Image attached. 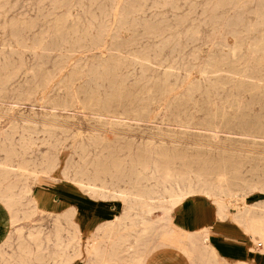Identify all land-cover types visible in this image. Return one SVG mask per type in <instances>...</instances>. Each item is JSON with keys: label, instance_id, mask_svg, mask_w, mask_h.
<instances>
[{"label": "bare ground", "instance_id": "6f19581e", "mask_svg": "<svg viewBox=\"0 0 264 264\" xmlns=\"http://www.w3.org/2000/svg\"><path fill=\"white\" fill-rule=\"evenodd\" d=\"M148 57L147 54L133 56L130 62L145 69L136 83L146 84L145 80L151 78L145 72L152 67H149ZM20 64L8 71L10 67L5 60L8 82L23 70ZM122 64L117 58H103L85 62L82 70L64 76L62 68L69 67L66 61L44 87H35L24 93L27 99L35 95L38 106L48 112L42 113V117L34 113L21 117L7 130H0V152L3 154L0 156V220L5 229L0 238V264H73L77 261L81 264H151L149 257L159 247L173 249L164 255L166 264H225L209 241L211 222L190 230L180 223L176 210L189 201L210 203L215 219H230L240 225L247 234L249 248L264 253V198H249L254 190L264 193V180L244 181L246 188L242 182L227 180L228 173H237L240 169L231 165L233 155L237 154L231 150V142L235 141L233 136L249 141L248 149L244 150L246 156L252 154L264 159V133H255L261 122L255 121L251 126L241 113L247 106L242 104L240 95L246 92L252 95L255 90L244 91V82L239 81L237 88L242 89V93L233 94L228 101L230 104L220 115H217L215 104L193 106L197 111L206 109L212 113L213 121L191 125L180 121L171 125L182 128L183 134L194 135L193 131H198L200 135H195L196 138L186 144L200 152L188 155L158 148L155 137L148 138L149 142L143 146L114 148L106 144L105 133L127 136L132 129L126 121L138 122L146 118L153 123L162 111L182 112L181 101L189 103L197 93H215L225 84L216 82L220 80L218 78L213 81L217 85L211 88L204 85V81H210L205 78L188 84L183 92L178 93L174 85L167 83L168 76H165L154 81L152 90L133 92L119 75ZM76 65L72 63V67ZM219 69L236 71L234 63L216 57L211 58L202 74H213ZM76 79L81 80V88L73 85ZM55 80L57 88L65 93L52 100L46 90ZM106 82L107 85L114 84L110 92L101 90ZM2 86L0 104H17L19 98H4L2 93L7 89ZM140 87L144 88V85ZM156 96L158 99L164 97V100L155 102ZM181 96L183 99L175 105L174 101ZM78 108L87 110L96 124L88 129L86 139H81L73 147L76 163H72L71 153L60 159L59 150L65 148H60L59 142L48 145L49 150L40 155L34 154L33 133L41 132L47 140L57 131L67 133L69 123L60 119L57 111ZM6 112L0 110V123ZM221 132L226 135L224 140L219 137ZM16 133L20 138L17 144L13 143ZM122 152L123 158L120 159ZM45 185L66 186L80 196L60 195V203L64 199L68 204L47 211L52 212L49 225H31L38 212L49 207L42 200L51 202L52 196L59 193L52 187L45 188ZM82 203L88 204L90 214L97 216V223L84 242L81 234L87 217L79 209ZM230 264L249 263L235 259Z\"/></svg>", "mask_w": 264, "mask_h": 264}, {"label": "rangeland", "instance_id": "374dc122", "mask_svg": "<svg viewBox=\"0 0 264 264\" xmlns=\"http://www.w3.org/2000/svg\"><path fill=\"white\" fill-rule=\"evenodd\" d=\"M145 54L150 60V64H147L152 66L150 71L146 69L145 72L151 78L145 80L146 84L136 83L145 69L130 62L133 61V56L141 57ZM216 57H223L234 63L236 71L226 72L219 69L220 71L213 74H202V69L208 67L211 58ZM103 58H117L123 63L119 75L124 79V85L133 92L149 88L152 90L154 81L164 79L165 76H168L167 83L174 85L178 93L183 92L188 84L203 81L205 78H210V81H204V85L211 88L217 85L213 82L215 79L219 78L216 82L225 83L215 93H197L189 103L181 101L182 112L162 111L153 123L146 118L138 122L126 121L132 129L127 136L105 133L106 144L114 148L125 145L133 148L143 146L149 142L148 138L155 137L158 148L188 155L200 152L186 144L194 140L195 135H200L198 131H193L194 135L183 134L182 128L171 125L180 121L190 125L213 121L212 113L206 109L197 111L193 106L209 107L215 104L217 115H220L230 104L228 101L233 98L232 95L238 91L242 93L243 90L237 88L239 81L244 82V91L255 90V94L246 92L240 95L242 104L247 106L241 113L251 126L255 121L261 122L255 133H264V0H0V87L3 85L7 89L2 93L4 98L20 100L17 104H0V110L7 111L0 123V130H7L12 122L19 121L21 117L32 116L33 113L42 117L41 114L47 109L38 106L35 95L27 99L24 93L35 87H44L66 61L69 67L64 66L62 70L64 76H70L73 71L82 70L85 62L92 63ZM5 60L10 67L8 71L13 70L20 62L23 69L9 82L8 71L4 69ZM72 63L77 65L72 67ZM142 84L144 88L140 87ZM73 85L76 88L83 86L80 79L74 80ZM104 85L101 90L106 92L114 88L113 83L107 85L106 82ZM46 91L48 98L52 100L65 93L57 88L56 80L49 84ZM182 96L176 98L175 105L180 103ZM79 97L81 99L83 96L80 94ZM158 98L156 96L154 101L164 100V97ZM10 107L12 109L8 110ZM57 114L61 115L60 119L67 120L70 130L67 133L57 131L49 140L41 132L33 133L32 138L37 145L33 147V152L40 155L49 150L48 145L59 142L60 148H65L64 151L59 150L60 159L66 153H71L72 163H76L77 156L73 154V147L81 139H86L88 129L96 123L90 118L88 111L82 108L57 111ZM219 137L224 140L226 135L221 132ZM232 138L235 141L231 142V150L237 154L233 155L234 163L231 165H237L240 169L237 173L227 174L228 182H242L241 185L246 188L244 181L264 180V159L252 154L246 156L244 150L248 149L246 147L249 141L236 135ZM19 139L16 133L13 143L17 144ZM225 143L229 145L228 141ZM257 143L262 142L257 140ZM120 154L121 159L123 152ZM2 155L0 152V156ZM49 186L45 185V188L52 187L54 192L59 193L56 197L52 196L51 202L42 200V203L49 205L46 207L49 209L38 212L31 225L48 226L52 212L47 211L68 204L64 199L60 203L59 196L72 198L78 194L66 186ZM254 191L249 195L250 199L264 198V193ZM38 199L41 202V197ZM194 208L198 211L207 208L213 212V207L208 202L189 201L176 210V216L184 209L187 211ZM79 209L87 217L81 234L84 242L97 223V216L90 214L88 204L82 203ZM178 219L182 224L180 218ZM1 221L0 225L4 228ZM225 222L238 225L230 219H225ZM237 227L243 230L240 225ZM242 232L247 236L244 230ZM211 234L212 230L208 235L209 241ZM158 250L165 254L173 251L170 247H159L153 254ZM222 260L225 264L234 261ZM81 263L77 261L73 264Z\"/></svg>", "mask_w": 264, "mask_h": 264}, {"label": "crops", "instance_id": "0c3cea01", "mask_svg": "<svg viewBox=\"0 0 264 264\" xmlns=\"http://www.w3.org/2000/svg\"><path fill=\"white\" fill-rule=\"evenodd\" d=\"M178 218H180L183 226L188 229H192L201 223L211 222L210 241L221 259L228 261L242 259L249 264H264V253L249 248L247 236L240 228L230 224V222H225V220L215 219L213 212L207 208H201L199 211L197 208L187 211L184 209L178 214ZM3 231L4 228L0 225V238Z\"/></svg>", "mask_w": 264, "mask_h": 264}, {"label": "snow or ice", "instance_id": "6c2138e0", "mask_svg": "<svg viewBox=\"0 0 264 264\" xmlns=\"http://www.w3.org/2000/svg\"><path fill=\"white\" fill-rule=\"evenodd\" d=\"M165 253L162 251H156L153 255L149 257L151 264H166L164 259Z\"/></svg>", "mask_w": 264, "mask_h": 264}]
</instances>
